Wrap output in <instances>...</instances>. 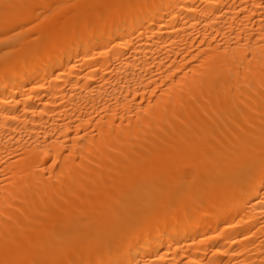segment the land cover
Returning a JSON list of instances; mask_svg holds the SVG:
<instances>
[{
    "label": "bare ground",
    "instance_id": "obj_1",
    "mask_svg": "<svg viewBox=\"0 0 264 264\" xmlns=\"http://www.w3.org/2000/svg\"><path fill=\"white\" fill-rule=\"evenodd\" d=\"M0 264H264V0H0Z\"/></svg>",
    "mask_w": 264,
    "mask_h": 264
}]
</instances>
